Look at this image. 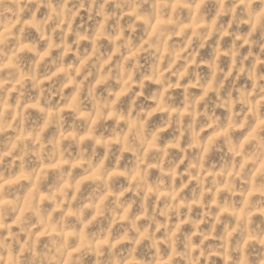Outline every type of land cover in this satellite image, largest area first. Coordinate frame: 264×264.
<instances>
[{
	"label": "clouds",
	"instance_id": "obj_1",
	"mask_svg": "<svg viewBox=\"0 0 264 264\" xmlns=\"http://www.w3.org/2000/svg\"><path fill=\"white\" fill-rule=\"evenodd\" d=\"M0 264H264V0H0Z\"/></svg>",
	"mask_w": 264,
	"mask_h": 264
}]
</instances>
